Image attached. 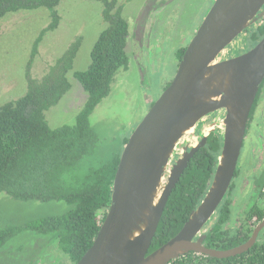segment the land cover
I'll return each mask as SVG.
<instances>
[{"label": "trees", "instance_id": "1", "mask_svg": "<svg viewBox=\"0 0 264 264\" xmlns=\"http://www.w3.org/2000/svg\"><path fill=\"white\" fill-rule=\"evenodd\" d=\"M61 1L0 0V23L8 14L39 8L46 9L49 18L32 46L26 93L0 105V194L20 202H63L69 206L63 214L35 219L22 227L3 224L0 216V251L27 231L50 235L70 264H76L91 247L105 218L120 155L129 138L122 140L120 150H108L105 139L90 124V117L110 94L117 73L129 68L130 32L118 0H95L102 3L107 26L92 47L88 68L72 74L86 97L73 124L52 129L45 112L71 89L68 74L73 70L81 38L68 46L41 79H33L30 69L44 36L59 26L57 7ZM244 33L248 45L254 47L264 37V18ZM185 48L178 49V62ZM236 52L233 49L231 56L241 54ZM221 147L222 135L211 133L205 146L190 159L166 202L148 254L172 239L198 207L212 182ZM229 196L205 226L202 244L208 249L224 251L246 243L254 226L264 219V208L255 207L237 222ZM169 264H264V241L259 234L252 248L234 257L216 259L188 253Z\"/></svg>", "mask_w": 264, "mask_h": 264}, {"label": "water", "instance_id": "2", "mask_svg": "<svg viewBox=\"0 0 264 264\" xmlns=\"http://www.w3.org/2000/svg\"><path fill=\"white\" fill-rule=\"evenodd\" d=\"M263 18L264 0H214L174 78L124 145L105 218L76 264H169L188 253L224 259L252 248L264 220L246 243L230 250L208 249L202 244L205 235H199L230 188L249 113L264 80V37L243 54L223 58L224 53ZM216 112H224V117L212 182L180 231L148 254L171 191L195 152L206 144L207 133L198 142L195 127ZM187 135L194 141L190 148L183 146Z\"/></svg>", "mask_w": 264, "mask_h": 264}, {"label": "rangeland", "instance_id": "3", "mask_svg": "<svg viewBox=\"0 0 264 264\" xmlns=\"http://www.w3.org/2000/svg\"><path fill=\"white\" fill-rule=\"evenodd\" d=\"M213 2L214 0H118L117 6H122V15L129 24V68L117 73L110 94L99 103L90 117V124L105 139L108 150L121 149L122 140L131 135L151 104L170 84L178 67V49L188 46ZM57 10L61 17L59 26L48 32L40 43L31 65V77L41 79L78 37L81 38V46L74 60L73 70L68 74L71 89L57 105L45 112V119L52 129L74 123L86 96L72 74L88 68L92 47L107 26L102 18L103 6L99 1L62 0ZM48 21V12L44 8L8 14L1 21L0 105L26 93V72L32 46ZM232 44L224 56L232 55L233 49H237L236 53L243 54L251 48L245 33ZM223 117V112H219L211 120L206 119L204 126L212 128L214 124L213 128L222 132ZM187 138L191 139L189 135ZM191 142L194 145L192 139ZM243 150L242 148L241 154ZM249 159L251 161L250 151L246 150L242 154V160L248 163ZM239 161L241 163V157ZM235 191L236 195L241 196L238 188ZM252 199L248 196L238 199L232 211L249 210L254 204ZM68 208L63 202H20L0 194L3 224L22 227L35 219L63 214ZM260 240L264 241V229L260 232ZM0 264L70 262L50 235L40 236L23 231L0 251Z\"/></svg>", "mask_w": 264, "mask_h": 264}, {"label": "flooded vegetation", "instance_id": "4", "mask_svg": "<svg viewBox=\"0 0 264 264\" xmlns=\"http://www.w3.org/2000/svg\"><path fill=\"white\" fill-rule=\"evenodd\" d=\"M261 20L262 19H259L256 25L259 24ZM230 57L232 56L230 55L228 58ZM223 58L226 57L224 56ZM255 100L254 102H256V104L254 106L253 103V106L249 113L248 121L246 124L245 136L241 147V151L242 148L244 149L243 152L246 150L250 151L251 161L249 159V162L246 163L244 160H242L243 152L241 154L240 151L235 173L233 175V179L230 185L232 186V188H229L228 190V192L230 193L229 199L231 200L233 206L237 205L238 199L241 200L242 197L248 196L251 197V199L253 198L252 200L254 201V204L252 205L251 209L255 207L264 208V80L258 90ZM217 113L219 112L206 116L196 125L194 138H197L198 142L200 141L203 135H206V133L207 137L214 132L221 134V132L216 130V128H214L213 131H210L211 129L204 126V122L206 121V119L211 120L213 117L216 116ZM191 139L193 141V138ZM191 139L189 140L187 137H185V144L183 146H187L188 148L194 146L191 142ZM180 157L181 151L176 152L174 158L171 161V166L174 165L175 161ZM240 157L241 163L239 161ZM165 176H167V174ZM235 188H238L240 190L239 194L241 196L236 195V191L234 192ZM228 192L227 194H229ZM249 212L250 210L239 209L238 211L233 212V214H235L234 219L237 222H240L243 220V215L249 214ZM250 214H256V212L251 211ZM253 222H255V219L253 220ZM260 222H258L254 226V228ZM203 232H205V227L203 228ZM203 232L200 233L199 236L203 235Z\"/></svg>", "mask_w": 264, "mask_h": 264}]
</instances>
